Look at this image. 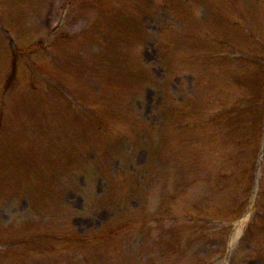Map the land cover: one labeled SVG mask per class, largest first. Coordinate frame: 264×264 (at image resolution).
Returning a JSON list of instances; mask_svg holds the SVG:
<instances>
[{
    "label": "rangeland",
    "instance_id": "1",
    "mask_svg": "<svg viewBox=\"0 0 264 264\" xmlns=\"http://www.w3.org/2000/svg\"><path fill=\"white\" fill-rule=\"evenodd\" d=\"M21 1L22 6L19 11H9L10 4H12V2L18 5V3ZM26 1L27 0H0L1 6L5 8L6 11H8L3 12L5 15L0 18L1 24L5 28L12 27L13 30H16L17 34L19 35L18 37H20V43L24 46L28 45L32 40L35 41L46 39L45 41L48 42V48H50V43L55 39L54 32L56 29L54 28L53 32L51 26H57L59 24L62 19L61 16L64 14V12H67V15H70L71 13V18L69 19L70 21L67 22L64 31L68 32V34H76L78 36V34H81L85 31V28H87L84 27L85 23H88L89 17L92 14V12H88V14L87 12H84V8L81 5H78L81 3H77V1L74 2V0H45L43 3H41L43 0H29L28 8H26ZM192 4L193 0H181V5H183L186 9H190ZM251 5H255V0H206L202 2H196L192 10L196 12L198 15V20L203 24V27H199L196 33L202 35L204 31L211 30L210 26H208L209 24H217V22L219 23L221 21L229 20L233 25L238 24L239 27L233 26L234 28L227 27V29L224 27L225 30H218L220 34L224 35L223 38H227V34L228 36L233 34L240 36L242 30L247 32L249 31L248 29L251 28V31L254 34H258L259 38L264 43V16H256L258 15V8H261L264 11V0H261L258 8H253ZM234 6L237 10H239L240 7L241 10H235ZM38 8L41 9L39 10ZM27 10H29V18L27 16ZM75 12H78V17L74 15L72 18V15ZM246 15H252L254 18L250 22H247L245 19ZM23 18L26 20V23L24 24V20H22ZM171 20L174 21V15L171 12L168 11L167 14L163 12L158 13L157 16L149 18L145 21V24H147L145 25V29L147 32L149 31L154 33L157 30L159 31L164 25L170 23ZM177 23L179 26H187V24L192 26L195 25L194 23L190 22V18L187 17L183 19L181 16L177 17L176 21L173 22L174 25H177ZM241 23H243V26H241ZM244 24H249V27ZM168 31H170V29L165 30V35ZM211 31L212 36L218 39L219 42L214 43V45L209 43L208 47H202L201 51L203 55H207L209 52H224L227 55H232L244 51H249L256 55V57L262 54L244 39L242 42L237 44V42L234 43L235 41L229 42V38L222 39L218 37V32H213V30ZM176 35L177 37L175 42H177L180 50L182 52H188L186 46L182 42V39L179 40V34L177 32ZM153 42V38L150 39L148 41L147 48L142 49L140 52L143 57V62L148 66L157 64L156 61L158 58V53L156 49H154L155 43ZM78 45L79 44H77L76 47ZM13 52H15V50L8 41V38L2 33V31H0L1 67L5 64V59L9 62V56L12 57L14 54ZM39 55H43V53L41 52ZM23 60H25L28 66L31 65V59H29L28 56H23ZM74 70L77 72V76L83 75V72L80 69ZM51 71L54 72L53 69H50V72ZM75 71L73 72L74 75L76 73ZM81 72L82 74L80 75ZM154 72L157 73V81L161 82L166 80L159 68H155ZM79 79L82 81V78ZM191 82L190 75L183 73L180 78L179 76H171L168 80H166V85L164 87L167 89L170 88V91L171 89L177 91L179 86L181 94L185 95V93L190 88ZM57 83L58 88L52 87L53 89L51 91V95H54L59 101H62L63 98L68 100L62 89L63 87L68 89V86L72 83L71 78L57 81ZM243 83L246 85V80H244ZM40 84L46 87L45 83L42 82ZM159 87L161 86H156V88ZM262 92L264 95V90ZM160 95L161 92H158V90H146L143 91L142 95L134 101L135 111H137L139 117L145 123H148L151 126H153L154 123L155 125L159 123L157 110L159 106L158 100L160 99ZM231 102H234V99L231 100ZM262 107L264 108V105H262ZM262 107L259 108L260 111ZM6 110L7 112L4 119L8 121V118H10L14 112L22 113V115L17 116L22 117L26 115L31 109L26 105L23 106V104L14 102ZM0 111H2L1 108ZM43 111L46 113L44 115V122L47 126L52 125L56 119L53 117L55 109L49 108L45 110L43 108ZM236 126L239 127L240 123L236 124ZM220 129L223 131L221 134H219L220 136L218 137L219 140L216 145V149H212L211 146H208L207 149L210 151L208 154H213L214 151L217 150V153L222 152L223 156H231L229 154L232 151L237 150V148H234L235 146H233V142L238 139H244L243 134H246L245 132H247V127L242 126L241 130H231V128L226 125ZM206 145L207 140L205 139L194 142L191 147L194 149L197 148V146L203 147ZM141 150L142 148L139 147L131 159L122 157L125 159V161L118 159L112 162V165L110 166V169L113 173H116V171L120 169L128 171V173L132 172L133 175L137 176L138 182L141 186L139 190L140 194H137L136 197L134 195H128L127 197H124L122 201L118 200V203H120L118 206L120 207H117L118 210L115 213H105L106 211L104 212L99 208H94L95 206L93 208H89L88 204L90 203V199L93 201L98 195V179L90 181L93 189L92 192L87 191L82 193L80 191V187L83 186L82 184L88 185L89 180L87 176L86 178L83 176H78L76 183L75 181L73 183H68L67 187H64L59 191L58 199L53 204V206H58V204L59 206L58 208H55L49 205L43 206L42 203L48 202L46 197L49 193L46 191L47 188H49L48 183L45 185L44 189L38 191V193L35 194V191L32 188H23V177L25 176V171L23 168H18V170H16L17 168L15 169L14 167L15 171L13 169H10L9 172L7 171L6 175H3L4 180L0 183V264H80V261L76 263L74 262L75 259L64 257L61 254L63 250L60 248V246L66 242L67 238L74 236V229L77 233L80 232L84 234L97 231L102 229L111 219L116 220L119 216L128 217L129 215H134L137 209H139L144 204H146V210L147 208L151 210L147 211V214H142V212L138 211V215L135 216V218H137L140 223L144 222V220L147 221L148 217L154 214L163 216L162 208L164 207L167 208L172 206L174 207V210H177L178 213L185 215L188 211L194 208V205L196 207L202 204L206 206V204L214 199L215 194L211 196L210 187L199 186L200 183L205 181L206 178L201 179L199 175H189L190 172H187L184 166L186 164L191 169L199 167L198 164H195L196 162L200 161V159L195 156L196 154L187 155L185 152L183 155H180V157L177 158L176 161L178 163L175 165L172 164L171 167H169V172H166L164 169H162L161 163L158 160H155V167L153 165H150V168H148V166L145 167L147 154L144 155ZM90 152L87 154L89 158H91ZM235 153L237 165L240 167L238 172H240V170L243 172V166L241 164L242 160L240 157L241 155L239 156L238 152ZM209 160L210 159L205 157V155L202 156L203 162H209ZM228 162L231 165L234 164L232 160ZM194 164L195 166H193ZM228 166L229 164H227V167ZM12 176L14 179L16 176L14 183ZM185 178H189V181L186 184H183L182 182L179 188V192H182V194L176 198L175 204L172 205L173 202L170 200L172 191H175L176 185L181 181H185ZM38 181L41 182V179H38ZM12 186H15V188L18 190L13 189ZM55 186L56 188L62 187L60 184ZM192 187H198L200 190H197L196 188L191 189ZM237 187L240 189L242 188L241 186ZM235 188L236 187H233V185L229 187V189L232 191H234ZM31 191L33 194L30 193ZM44 192L45 196H42ZM116 192H121V190L118 188V185ZM254 194L255 192L252 194V199L255 197ZM215 198V201H213L215 203L225 204L226 202H229V198L227 196L225 197L222 193H218ZM146 199L150 202H146ZM36 200H39V209L35 207L34 201ZM251 202L252 200H250V203ZM256 204L257 207L254 214L244 224L245 228L237 230V236L242 237L244 235L245 239L243 238L241 240V243L236 250L237 253H233L230 258H227L225 252L223 253L222 251L225 248L223 243L225 240L224 235L226 233L218 235L216 241L213 243L212 241L214 240L212 238L204 237L202 239H198L191 247L193 250H190L208 257L212 256L213 260L210 264H264V198L262 197L260 200V205L258 200H256ZM245 215L246 213L241 216V218L237 219V221L230 223V227H232L230 235L233 233V231L235 232L237 229V223L243 220ZM59 221V229L50 227L52 222ZM68 221H70V225H67ZM221 224L223 223L217 222V224H209L207 227H202L199 225L195 229L191 230L194 232L197 230L202 234L204 228L209 227L213 230L217 228H225L221 226ZM170 227L167 229H170ZM184 229L187 231L190 230L189 228ZM154 230L157 232L166 231L163 227L160 228L159 226L155 227ZM173 232V238H175L176 231L173 230ZM145 234H147V232ZM139 235L141 236L135 239L131 238V236L126 238L125 236L128 235H125L121 239L123 252L126 255L130 256V254H133L134 249L137 251V257L145 252L143 247H146L150 241H148V239L142 234ZM11 248H13L11 253H7V251ZM7 255H10V258H8ZM60 255L61 257H59ZM154 256L155 258H158L160 253L156 252ZM50 257L53 259L51 262ZM146 258L142 261L145 264H148Z\"/></svg>",
    "mask_w": 264,
    "mask_h": 264
}]
</instances>
